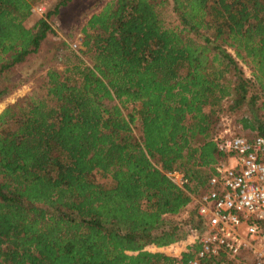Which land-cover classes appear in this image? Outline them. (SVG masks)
Here are the masks:
<instances>
[{"label": "trees", "instance_id": "16d2710c", "mask_svg": "<svg viewBox=\"0 0 264 264\" xmlns=\"http://www.w3.org/2000/svg\"><path fill=\"white\" fill-rule=\"evenodd\" d=\"M34 1L0 0V101L58 38L0 112V264H175L146 246L205 230L191 195L225 156L223 118L264 135V0H97L79 50L54 26L70 0L27 26Z\"/></svg>", "mask_w": 264, "mask_h": 264}, {"label": "built area", "instance_id": "2783aa9c", "mask_svg": "<svg viewBox=\"0 0 264 264\" xmlns=\"http://www.w3.org/2000/svg\"><path fill=\"white\" fill-rule=\"evenodd\" d=\"M37 2L40 5L33 4L32 15L44 16L46 0ZM80 44L79 36L73 46ZM224 119L233 121L229 116ZM252 133L244 132L242 123L235 120L232 125L224 123L212 138L225 156L207 168L205 185L199 194L191 195L206 221L205 230L191 231L169 244H150L146 249L176 257L175 264H223L226 259L236 264H264V135ZM165 173L182 188L190 183L180 168ZM196 242L199 247L194 250ZM189 251L193 254L182 259Z\"/></svg>", "mask_w": 264, "mask_h": 264}, {"label": "rangeland", "instance_id": "374dc122", "mask_svg": "<svg viewBox=\"0 0 264 264\" xmlns=\"http://www.w3.org/2000/svg\"><path fill=\"white\" fill-rule=\"evenodd\" d=\"M57 1L58 0H46L43 5L49 8L53 6ZM96 1L97 0H70L68 6L62 7L61 15L55 20V24L53 23L58 30V34L67 41L71 42V47L75 50H79L81 44L80 46L75 47L73 46V43L79 36L82 38L81 27L85 22V15H88L94 10L92 6L96 3ZM106 1L108 0H103V2L97 5L96 8H100ZM33 4L34 7H38L40 5V2L34 1ZM82 10H85L83 14H81ZM42 13L44 12L42 11ZM39 15L40 14L35 13L32 16L31 14L32 18L29 17L25 21L26 25L32 26L39 20L40 17H42ZM164 16L168 22H172L174 20V14L169 9L165 10ZM70 32H72L71 36L69 35ZM57 41L58 38L56 37L55 39V35L50 34L45 40L42 49L39 52L33 54L29 61L17 67L14 76H16L18 72H23V76H26L28 78L23 81L22 84H20V86L17 87L12 93H10L7 97L0 101V112L9 103L14 102L17 97L29 93L33 88H36L39 84L44 82V80L46 79L45 73L47 70V66L45 65L49 64L50 59L55 56ZM42 63H44V65L41 66ZM55 63L58 66L62 67V60ZM235 120L236 119L233 118L231 125L235 123ZM136 131L139 133V130Z\"/></svg>", "mask_w": 264, "mask_h": 264}, {"label": "crops", "instance_id": "0c3cea01", "mask_svg": "<svg viewBox=\"0 0 264 264\" xmlns=\"http://www.w3.org/2000/svg\"><path fill=\"white\" fill-rule=\"evenodd\" d=\"M32 16H33V15H32ZM32 16H30V18H32ZM40 16H41V15H40ZM37 17H39V16H37ZM229 122L231 123L232 121L227 120V119H226V120L224 119V123H225L226 125L230 124ZM204 169H205V177H206V179H207V176H206V170H207V169H206V168H204Z\"/></svg>", "mask_w": 264, "mask_h": 264}]
</instances>
